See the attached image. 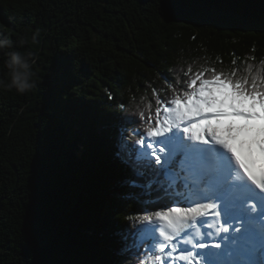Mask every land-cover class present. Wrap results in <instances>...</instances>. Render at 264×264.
Masks as SVG:
<instances>
[{"label":"trees","instance_id":"trees-1","mask_svg":"<svg viewBox=\"0 0 264 264\" xmlns=\"http://www.w3.org/2000/svg\"><path fill=\"white\" fill-rule=\"evenodd\" d=\"M4 38L34 87L0 85V264H137L117 249L157 194L130 187L121 145L153 90L264 69V0H0Z\"/></svg>","mask_w":264,"mask_h":264},{"label":"snow or ice","instance_id":"snow-or-ice-1","mask_svg":"<svg viewBox=\"0 0 264 264\" xmlns=\"http://www.w3.org/2000/svg\"><path fill=\"white\" fill-rule=\"evenodd\" d=\"M205 71L210 78L197 72L183 88L173 85L171 98L153 90L155 116L141 112L146 127H134L129 135L137 139L121 145L139 178L130 187L157 194L129 217L117 249L137 264H264V167L253 159L258 153L264 161V69L252 75L249 65L239 78L238 69ZM240 136L247 147L241 142L238 154ZM161 201L159 210L148 207Z\"/></svg>","mask_w":264,"mask_h":264},{"label":"clouds","instance_id":"clouds-1","mask_svg":"<svg viewBox=\"0 0 264 264\" xmlns=\"http://www.w3.org/2000/svg\"><path fill=\"white\" fill-rule=\"evenodd\" d=\"M5 49L9 51L4 52ZM0 53L6 57L5 66L8 69V79L0 80V85L9 90L15 89L20 94L29 92L34 87L29 57L16 50L10 38L0 39Z\"/></svg>","mask_w":264,"mask_h":264},{"label":"bare ground","instance_id":"bare-ground-1","mask_svg":"<svg viewBox=\"0 0 264 264\" xmlns=\"http://www.w3.org/2000/svg\"><path fill=\"white\" fill-rule=\"evenodd\" d=\"M247 141V138H245V137H239L238 138V141H235L236 143H238L239 144V148H238V154H239V152H240V146H241V142H243V144L245 143ZM235 142H233V145H234V143ZM244 147H245V145H244ZM246 148V147H245Z\"/></svg>","mask_w":264,"mask_h":264},{"label":"rangeland","instance_id":"rangeland-1","mask_svg":"<svg viewBox=\"0 0 264 264\" xmlns=\"http://www.w3.org/2000/svg\"><path fill=\"white\" fill-rule=\"evenodd\" d=\"M257 110H258V108H257ZM244 145H245V147H247V141L244 143ZM124 155V154H123Z\"/></svg>","mask_w":264,"mask_h":264}]
</instances>
